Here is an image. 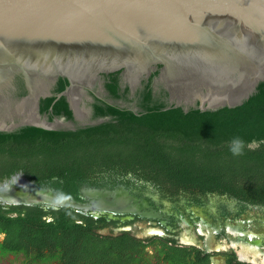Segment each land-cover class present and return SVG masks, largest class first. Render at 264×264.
Masks as SVG:
<instances>
[{"label": "trees", "instance_id": "16d2710c", "mask_svg": "<svg viewBox=\"0 0 264 264\" xmlns=\"http://www.w3.org/2000/svg\"><path fill=\"white\" fill-rule=\"evenodd\" d=\"M159 66L142 80L130 97L120 71L102 74L105 96L88 104L99 124L80 126L65 97L55 99L67 81L58 78L51 97L39 100L38 112L71 122L72 129L43 130L31 126L0 131V182L20 174L34 187L50 188L76 200L78 188L115 183L150 192L173 203L205 194L225 195L242 207H264V80L240 105L215 110L197 104L170 106L167 92L153 88ZM13 99L26 95L20 77ZM134 109V110H133ZM243 141L240 154L229 141ZM101 220L81 216L72 208L0 204V249L56 252L64 264H138V242L130 255L122 239L97 234Z\"/></svg>", "mask_w": 264, "mask_h": 264}, {"label": "water", "instance_id": "95a60500", "mask_svg": "<svg viewBox=\"0 0 264 264\" xmlns=\"http://www.w3.org/2000/svg\"><path fill=\"white\" fill-rule=\"evenodd\" d=\"M157 66L166 109L240 105L264 80V0H0V93L17 76L26 91L12 104L18 120H0V131L71 128L38 112L58 78L67 86L55 99L65 97L77 115L78 92L98 75L120 71L132 91ZM80 195L88 201L34 187L20 174L0 182V203L7 205L137 212L119 189Z\"/></svg>", "mask_w": 264, "mask_h": 264}, {"label": "flooded vegetation", "instance_id": "af4514ba", "mask_svg": "<svg viewBox=\"0 0 264 264\" xmlns=\"http://www.w3.org/2000/svg\"><path fill=\"white\" fill-rule=\"evenodd\" d=\"M150 74L147 77L141 76L132 91L120 75L122 85L128 86L130 97L140 82L148 79ZM156 81L157 78L154 77L153 88L162 87ZM53 86L54 84L50 90ZM102 86L101 74L89 86L83 87L78 92V113L72 115L80 126L90 125L96 121L91 119V108L88 104L93 98L99 99L105 96ZM16 89L17 84L14 80L2 89L0 120L5 122L18 120L12 109V104L15 102L12 96ZM58 129L69 130L72 127ZM81 189H102L108 192H116L119 189L134 199L130 203L133 205V210L137 211L136 214L77 210L81 216H91L94 220H101L99 228L95 230L97 234L122 238L117 244L119 246L121 242L124 251H117V256L130 255L128 248L132 241H125L122 235L127 233L131 239L138 242V252L131 254L133 258H137L138 264H264V207H242L239 202L225 195L211 194L197 197L196 200H184L180 197L170 203L157 194L130 190L119 183L113 186L109 183L100 187L80 186L76 200H72L81 203L88 201L81 197ZM0 204L3 205L4 210L8 209V206H17ZM40 206L46 210L55 209L48 205ZM145 213H154L160 218L148 219L141 215ZM3 238L0 237V241H3ZM0 264L64 263L57 251L15 253L0 249Z\"/></svg>", "mask_w": 264, "mask_h": 264}, {"label": "clouds", "instance_id": "9594fccd", "mask_svg": "<svg viewBox=\"0 0 264 264\" xmlns=\"http://www.w3.org/2000/svg\"><path fill=\"white\" fill-rule=\"evenodd\" d=\"M242 146H243V141L238 136L232 137L231 140L229 141V151L233 155L240 154V152L242 151Z\"/></svg>", "mask_w": 264, "mask_h": 264}]
</instances>
